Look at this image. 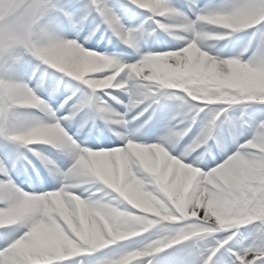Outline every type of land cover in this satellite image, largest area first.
Instances as JSON below:
<instances>
[{
	"label": "clouds",
	"instance_id": "9594fccd",
	"mask_svg": "<svg viewBox=\"0 0 264 264\" xmlns=\"http://www.w3.org/2000/svg\"><path fill=\"white\" fill-rule=\"evenodd\" d=\"M50 4L0 0V143L11 148L0 160V264H164L174 252L173 264H210L229 243L240 255L225 264L264 260V0H185L187 11L125 0L143 17L134 27L110 0H94L96 26L73 38L52 25ZM101 28L137 59L92 50ZM160 36L176 49L142 51ZM61 92V109L80 94L75 113L57 116L49 101ZM253 107L259 117L246 118ZM165 109L161 134L146 142ZM81 114L82 127L99 122L120 146L78 144L64 124ZM30 157L52 190L13 179H43Z\"/></svg>",
	"mask_w": 264,
	"mask_h": 264
},
{
	"label": "bare ground",
	"instance_id": "6f19581e",
	"mask_svg": "<svg viewBox=\"0 0 264 264\" xmlns=\"http://www.w3.org/2000/svg\"><path fill=\"white\" fill-rule=\"evenodd\" d=\"M171 2L178 8H181V6L179 5V3H177V1L171 0ZM211 2L215 3V4H220L222 2V0H211ZM86 3V0H62V2H60V5L63 6L65 8L66 11H71L74 15H76L77 17L79 16L80 12L82 11V4ZM110 3L112 5H114L116 7V10L124 17V23L126 25H128L129 27H134L137 24L140 23V19L139 18H133L132 15L130 13H126L123 12L122 10L119 9V5H123L124 3L118 1V0H110ZM197 3L199 5H205L207 3H209V0L206 1V3H204V0H197ZM187 11V9H186ZM57 16L54 20V22H51L52 25L54 27H57L59 30H62L63 33L68 36L69 38H73L76 32V28H74L72 25H70L68 22L64 23L63 25H60L61 22L59 23ZM76 23H79L78 19L75 21ZM96 19L93 17L91 19V21L89 23H87V25H80L79 29L82 28L84 33H87L88 31H90L92 28H94L96 26ZM101 36H103V39H101ZM97 41L99 43L102 42V44H107V46L110 48V52L111 53H115L118 55H122L128 62L131 59H137V57L132 54L131 49H129L127 46L125 48H128L130 51V55L129 53L126 54H120L119 50L121 49V43L115 39H113L114 41H111V43H109L108 39H111V36L108 34L106 35L104 33V30H99V32H97L96 35ZM151 41H155L157 42V44H160V42L164 45L166 50H170L173 49L175 50L177 45L175 43H173L170 39H168L167 37L164 36H160L158 38H153L151 40L148 41V43L146 45L142 44L141 48L142 51L144 52H148L149 50H151L152 47H150V42ZM157 46V45H155ZM89 47L91 49H96L93 48L89 45ZM153 49V48H152ZM154 50V49H153ZM227 51H231V49L226 50ZM152 52H157L156 51H152ZM159 52V51H158ZM133 57V58H132ZM27 66H24L20 69V72L22 75H25V77H27V75L31 74V67L28 66V71H25V68ZM33 86H34V82H33ZM63 94H66L64 92H61L59 94H57L53 99H51L49 101V103L55 104L57 105L59 108L61 106V104L63 103L64 99L66 98V96H64ZM42 95L44 96L45 99H48L47 95L42 93ZM113 95L115 97H117V99H120L122 101H127V97L124 96L122 93L120 92H113ZM80 98V94L77 93L76 96L73 97L72 101H69L68 105H65V107L63 109L60 108L61 112H66L68 113L69 109L71 108V106L76 103V101ZM105 99H107V97H105ZM109 103L112 104V106L114 108H117L120 111H123V109H121L119 107V105H117L114 101L109 100ZM245 112V117L246 118H258L259 117V113H257L256 115L253 112V109L249 108L247 110H244ZM151 113H147L145 115V117H142L141 120L143 121L144 119L147 118L148 115H150ZM171 114V110L170 109H165L162 110L160 112L157 113V115L154 117L152 123L149 125V128L147 129V134L144 136V139L146 142H152L155 140V138L157 136H159L162 132L163 129V124L166 122L167 118L170 116ZM241 115V109L237 108L233 111V116L236 118H239ZM83 116V114H81V116H78V121L81 122L78 128V131H76L74 129V134L72 135L73 137H76V141L78 144H80L82 147H89V148H99V147H105L102 146V143L100 141L101 136H107V135H102L100 129H102L103 125L100 124L99 122H97L96 127H92L91 124L86 125L84 127H82V119L81 117ZM72 128V126H70V129ZM98 140V141H97ZM241 142H243V140H241ZM110 145L109 147H116V146H120V141L117 140L115 137L114 139L112 138V140L110 141ZM46 154L51 156L53 160L56 161V163L61 167V168H66L68 166V161L65 159L64 156H62L60 153L56 152L55 149H51V148H45L44 149ZM5 155L11 156V148L10 146L0 143V158L1 160L4 159ZM33 165L36 168V172H39L41 174V176L43 177V179L36 181L35 179H33L31 185L29 184V182L27 181V178L23 175H16L14 174L16 180L18 181V184L20 186H22L24 188L25 191H33L34 189L37 191H48L52 188L55 187L54 183L47 178V174L44 172L43 168L39 165V162L36 161L34 158H31ZM222 157H217L215 162L209 161V167H214L216 166V164L222 162ZM5 163H8L7 161H5ZM10 164V163H8ZM29 171V175L33 176L35 178L36 176V172L32 171V168L29 167L28 169ZM0 242L5 243L4 239L0 238ZM5 246V244H4ZM168 254H165L163 256L164 259V264H173V262L182 255V253H180V255L177 258H173L171 260H165V257ZM103 256H97L94 257L93 260L94 261H98V260H102ZM215 259V258H214Z\"/></svg>",
	"mask_w": 264,
	"mask_h": 264
},
{
	"label": "snow or ice",
	"instance_id": "6c2138e0",
	"mask_svg": "<svg viewBox=\"0 0 264 264\" xmlns=\"http://www.w3.org/2000/svg\"><path fill=\"white\" fill-rule=\"evenodd\" d=\"M50 7L52 11V15L50 16L51 22H54L57 16H63L70 25L76 29H79L80 25H82L88 19V16L93 13L94 0H86V3L82 4V11L78 17L71 11H66L65 8L58 3V0H51ZM118 7L123 12H130L124 5H119ZM77 19L79 23L75 22ZM78 108L79 105H77L75 108H70L68 113L73 114L78 110ZM3 248L4 247L0 248V250H3ZM238 255H240L239 250L229 243L225 245L224 248L220 249L219 252H217L210 264H225L226 261H235L236 256ZM257 264H264V260L258 261Z\"/></svg>",
	"mask_w": 264,
	"mask_h": 264
},
{
	"label": "rangeland",
	"instance_id": "374dc122",
	"mask_svg": "<svg viewBox=\"0 0 264 264\" xmlns=\"http://www.w3.org/2000/svg\"><path fill=\"white\" fill-rule=\"evenodd\" d=\"M139 18L141 17V16H138ZM261 107H264V106H261ZM251 109H253V112H254V114L256 115L257 113H259V111L256 109V107H253V108H251ZM180 253L181 252H174V253H171V254H168L166 257H165V260H171V259H173V258H177L179 255H180Z\"/></svg>",
	"mask_w": 264,
	"mask_h": 264
}]
</instances>
